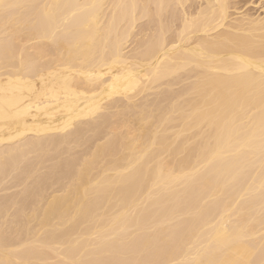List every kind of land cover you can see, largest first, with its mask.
<instances>
[{
  "label": "bare ground",
  "instance_id": "bare-ground-1",
  "mask_svg": "<svg viewBox=\"0 0 264 264\" xmlns=\"http://www.w3.org/2000/svg\"><path fill=\"white\" fill-rule=\"evenodd\" d=\"M254 1L0 0V264H264Z\"/></svg>",
  "mask_w": 264,
  "mask_h": 264
},
{
  "label": "rangeland",
  "instance_id": "rangeland-1",
  "mask_svg": "<svg viewBox=\"0 0 264 264\" xmlns=\"http://www.w3.org/2000/svg\"><path fill=\"white\" fill-rule=\"evenodd\" d=\"M255 1H256V0H255ZM255 1H254V2H255ZM257 1H258V0H257ZM255 4H257V3L255 2V3H253V5H252V4H251V5H252V6H255Z\"/></svg>",
  "mask_w": 264,
  "mask_h": 264
}]
</instances>
